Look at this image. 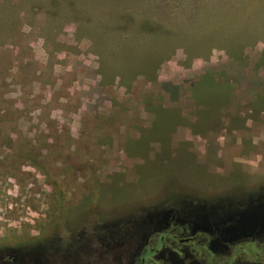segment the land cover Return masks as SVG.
<instances>
[{
    "label": "rangeland",
    "instance_id": "rangeland-1",
    "mask_svg": "<svg viewBox=\"0 0 264 264\" xmlns=\"http://www.w3.org/2000/svg\"><path fill=\"white\" fill-rule=\"evenodd\" d=\"M255 203L264 0H0V264H137Z\"/></svg>",
    "mask_w": 264,
    "mask_h": 264
},
{
    "label": "flooded vegetation",
    "instance_id": "flooded-vegetation-1",
    "mask_svg": "<svg viewBox=\"0 0 264 264\" xmlns=\"http://www.w3.org/2000/svg\"><path fill=\"white\" fill-rule=\"evenodd\" d=\"M238 206L240 207L234 211H224L221 214L222 217L219 220L221 230H217V234L214 233L213 228L205 224H202L200 232H197L193 224L176 226L174 220L170 221L164 233L161 234V229H156L153 235L147 238L155 239L158 247L144 248L135 255L134 260L137 264H156V260H159L161 255L171 253H161L160 247L168 244V247L176 248L178 245L196 243L201 245V252L207 264H239L241 258H246L249 264H264V209L262 213L255 214L256 210L260 212L258 207H263L264 204ZM229 207H237V205ZM239 209L242 210L237 211ZM214 240L217 241L214 242ZM216 243L218 245L214 247ZM168 258L165 257L164 260Z\"/></svg>",
    "mask_w": 264,
    "mask_h": 264
},
{
    "label": "trees",
    "instance_id": "trees-1",
    "mask_svg": "<svg viewBox=\"0 0 264 264\" xmlns=\"http://www.w3.org/2000/svg\"><path fill=\"white\" fill-rule=\"evenodd\" d=\"M201 80L199 81V83H198V85H196L195 87H194V89L195 90H201V89H203V91H205V92H208V93H210V94H213V91L215 90V89H217V87H219V85H216L215 84V82H213L210 78H209V74H208V76H205V77H203V78H200ZM228 88H229V86H227ZM202 91V92H203ZM197 96V95H196ZM197 98H198V96H197ZM196 98V99H197ZM198 100H199V98H198ZM52 186L54 187V188H57V186H56V184L55 183H52Z\"/></svg>",
    "mask_w": 264,
    "mask_h": 264
}]
</instances>
